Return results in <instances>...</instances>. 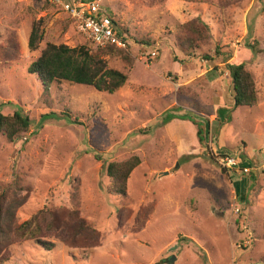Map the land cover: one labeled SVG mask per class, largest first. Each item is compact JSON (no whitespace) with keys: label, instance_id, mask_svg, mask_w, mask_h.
<instances>
[{"label":"rangeland","instance_id":"1","mask_svg":"<svg viewBox=\"0 0 264 264\" xmlns=\"http://www.w3.org/2000/svg\"><path fill=\"white\" fill-rule=\"evenodd\" d=\"M99 1L131 40L130 60L105 57L128 76L113 94L67 82L46 93L28 68L48 44L98 48L51 4L0 0V46L8 38L19 45L17 60L0 64V113L33 122L15 143L0 134L5 227L15 230L41 209H71L100 235L96 247L11 244L5 264H264V0ZM197 17L212 40L189 56L183 25ZM36 24L43 39L31 52ZM234 61L254 76V107H234L227 69ZM170 113L203 122L206 146L194 123L165 125ZM226 154L251 173L223 171L214 157ZM133 156L141 164L123 198L111 192L106 168ZM235 181L246 186L242 193Z\"/></svg>","mask_w":264,"mask_h":264},{"label":"trees","instance_id":"2","mask_svg":"<svg viewBox=\"0 0 264 264\" xmlns=\"http://www.w3.org/2000/svg\"><path fill=\"white\" fill-rule=\"evenodd\" d=\"M191 1V0H186ZM49 4H46L48 6ZM50 6V5H49ZM115 25L127 37L128 31L120 28L117 21ZM184 38L181 49L187 55H193L204 45H208L212 40V32L207 24L197 17L185 25ZM43 39L41 26H33L28 39V47L31 52L37 50L39 43ZM5 46H0V64H7L17 60L19 56V45L17 40L8 38ZM147 47L151 44L146 43ZM128 50L120 49L115 45L106 48H98L92 52L87 46L70 48L65 45L48 44L40 56L29 66L28 72L36 75L44 87V91L49 93L55 83H70L75 85H85L94 88L99 92L113 94L122 88L128 80V76L120 71L109 69L105 60L107 56H121L126 61L130 60L127 55ZM232 80L234 91V107H254L258 104V91L253 74L247 69L243 62L234 61L227 65ZM55 113L45 117L54 118ZM165 125L173 120L190 121L197 128L199 143L206 146V130L203 122H198L193 116H178L174 113L168 114L165 118ZM33 122L30 116L24 113L15 112L13 115H3L0 113V134L10 143H15L28 133ZM208 127V126H207ZM214 162V159H213ZM141 164L137 156H133L121 162H111L106 168V174L111 179V192L127 198L129 196L128 184L132 173ZM225 171V170H223ZM19 188L15 187V190ZM29 191V190H28ZM14 194L16 191L13 192ZM7 192L0 194V263L5 264L8 260L3 257L4 248L11 244L34 241L45 250H52L55 247L53 240H58L69 247L79 248L86 246L96 247L100 243V235L91 223L81 217L77 210H62L61 213L49 210H42L19 225L15 230H7L5 223L8 215L4 212V205L7 199ZM27 198V196H25ZM21 203V202H20ZM239 230L242 229L240 222H237ZM70 239L71 242H67ZM87 239H92L93 244H86Z\"/></svg>","mask_w":264,"mask_h":264},{"label":"built area","instance_id":"3","mask_svg":"<svg viewBox=\"0 0 264 264\" xmlns=\"http://www.w3.org/2000/svg\"><path fill=\"white\" fill-rule=\"evenodd\" d=\"M57 7L67 13L77 23L80 31L89 42L97 48L115 45L120 49H128L129 37L115 25L113 19L105 14L99 0H39ZM153 57L156 53H151ZM216 163L228 173H251L253 168L243 164L239 158L226 154L214 157ZM239 212V210H237Z\"/></svg>","mask_w":264,"mask_h":264},{"label":"crops","instance_id":"4","mask_svg":"<svg viewBox=\"0 0 264 264\" xmlns=\"http://www.w3.org/2000/svg\"><path fill=\"white\" fill-rule=\"evenodd\" d=\"M241 183L242 182H236V181H235V183H233V186L235 187V190L239 189L240 193H242L243 188L246 187V186L242 185Z\"/></svg>","mask_w":264,"mask_h":264}]
</instances>
